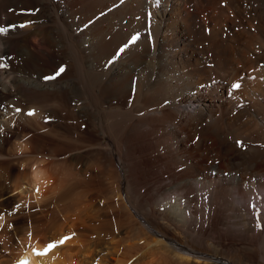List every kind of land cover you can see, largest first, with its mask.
I'll return each instance as SVG.
<instances>
[{"label":"bare ground","instance_id":"obj_1","mask_svg":"<svg viewBox=\"0 0 264 264\" xmlns=\"http://www.w3.org/2000/svg\"><path fill=\"white\" fill-rule=\"evenodd\" d=\"M27 104L57 107L64 137L65 120L86 123L96 147L63 141L73 174L45 192V169L7 160L0 210L23 193L79 203L83 174L141 240L131 264H264V0H0V157ZM78 228L24 238L0 264L129 263Z\"/></svg>","mask_w":264,"mask_h":264},{"label":"rangeland","instance_id":"obj_2","mask_svg":"<svg viewBox=\"0 0 264 264\" xmlns=\"http://www.w3.org/2000/svg\"><path fill=\"white\" fill-rule=\"evenodd\" d=\"M53 72L55 74H53ZM53 72L49 73L51 75L50 76L48 75V76L55 77L57 73L56 71H53ZM52 79L53 78H51V80ZM18 106H16V108L18 107L19 110L23 111V114L21 115L22 117H24V118H20V117L18 118L21 124L20 126L22 128L21 131H18L19 134H21V136L20 138L15 139L14 133H11V132L10 134L8 133V135L6 136L5 138L6 145L4 148L5 149L4 153L7 154V156H5L4 158L0 157V168L2 169L5 166L7 160L14 159L15 162L18 161L22 163V164L20 163L19 165L20 170H23L26 167H29V168L39 167L40 169H45L44 171L47 173L46 175L48 177L44 179L42 190L44 189V192L46 190L49 191L50 188L52 189L59 182L58 177L60 178V176H63L62 173L64 170H66L65 172L69 174L67 175L68 178H71L72 176L70 175L69 172L71 171L73 172V170L69 169L68 171L67 168L64 169L65 167L63 166L61 167L60 165L58 166L57 164L58 162L61 161L60 160L61 157H59V151H60L59 148L61 147L63 141H65L66 143L65 145L66 149L74 147L76 150L80 152L83 151V154H86L88 152H93L92 148L96 147L97 138L95 137V134L92 133V131L90 130V128L88 127L86 123L77 121L73 126H71L72 124L69 123L67 120L64 121L65 122L64 125L66 126V129L68 126V130H69L68 137L69 138L64 137L61 134L62 133L61 129L59 128V119H58L57 113L55 112L57 107L55 106L51 107L53 111L51 112L49 111L50 113L49 112L44 113V111L37 105L29 106L27 104V106H29L30 108L23 107L21 105H18ZM34 107L39 108V110L37 108L34 109L35 112H38L36 114L33 110ZM24 109L26 111H24ZM24 114H26L27 116ZM28 116L29 118L26 119ZM24 120H26L25 123H24ZM40 123L41 125H39ZM65 132H66L65 135H67L68 133L67 130ZM91 139L93 140L92 142L93 144L91 143L92 141ZM23 140L25 141L26 144L23 143L24 142ZM30 149L31 151H29ZM25 156L30 157V158H26ZM33 156H36V157L33 158ZM31 157L34 160L29 162V159H31ZM26 161H28V163ZM34 161H37V162L34 163ZM57 168H60V169H57ZM57 172L60 175H58ZM81 175H80V180H82V186L80 190L82 192V195L84 194L85 191L88 193L87 194L85 192L88 196L86 194L82 196L83 198L80 199L81 203L80 202L77 203V201L76 202L74 201V203H72L70 201L69 202L71 204L70 205L68 202H66L67 200L54 201L55 199L50 198L51 195H48V198L42 199V202L40 204V201H38L39 199L37 200L32 197H27L26 194L23 193L21 197H19V199H17L10 206H7V208L4 207L3 209L0 210V220L2 218V220L0 221V227H1L0 228L1 229L0 231V242H1L0 243V256H1L0 262L1 261L3 262L5 258L7 259L9 257V254L11 253L10 251H12V249L17 245V242L24 243L23 241L24 238L28 239L36 235L33 238H37L42 241L45 239V236L49 233V231H51L55 227L59 226L60 224H64V223L69 224L70 222H73V221L76 222L79 228L74 230V234L70 235L71 239L74 237H76L77 239L78 237L79 238L77 239L78 243L80 242L85 245L93 241H101V242L106 241V243L109 242V244H111L113 248H116L117 254L119 255L121 253H122L121 255H125V256L129 254H133L132 257L134 260L131 259L132 257H130L127 263L128 262L130 263L131 261L132 262L137 261L136 251H137V247H139V245L141 244L140 243L141 240L137 239V237L133 234V232L130 231L128 228H126V225L123 224L119 216L117 217V216H113L112 214H110L111 213L110 211H112L115 207L114 205H116L115 198L112 197L111 193L108 192L105 183H101L96 179L94 180L92 179L88 182L90 184L89 186L88 183L87 184L85 183L86 176H84L83 174ZM16 190L10 192V194L15 195L19 193L18 189ZM90 196L92 197L91 199L89 198ZM84 204H86L85 205L86 209L85 207H82L84 206ZM88 204L90 205V207H87ZM83 208L85 209V211ZM69 220H72V221H69ZM19 227L20 229L23 228V230H20ZM6 235H9V236L7 237Z\"/></svg>","mask_w":264,"mask_h":264},{"label":"snow or ice","instance_id":"obj_3","mask_svg":"<svg viewBox=\"0 0 264 264\" xmlns=\"http://www.w3.org/2000/svg\"><path fill=\"white\" fill-rule=\"evenodd\" d=\"M60 71H63V69H60ZM57 75H59V72L57 73ZM51 78H53V77H47L46 79H51ZM233 87H239V84H234ZM68 238H69V237H64V238L61 239L60 241L53 242V243L49 244L47 247H48V249L54 248V247H56L57 243L62 244V243H64V241H65L66 239H68Z\"/></svg>","mask_w":264,"mask_h":264}]
</instances>
